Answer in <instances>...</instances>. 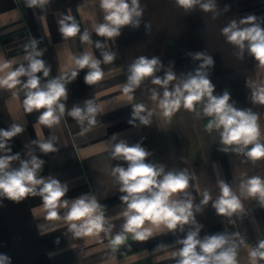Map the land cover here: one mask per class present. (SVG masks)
Instances as JSON below:
<instances>
[{
  "label": "crops",
  "instance_id": "0c3cea01",
  "mask_svg": "<svg viewBox=\"0 0 264 264\" xmlns=\"http://www.w3.org/2000/svg\"><path fill=\"white\" fill-rule=\"evenodd\" d=\"M141 5L144 15L139 28L126 26L116 40L107 41L105 50L115 51L117 58L111 64L101 65L103 79L88 86L84 82L87 69H83L68 85L66 110L58 125L52 128L39 125L36 123L39 112H24V91L20 86L14 90L0 89V129H7L12 123L25 126V131L10 142L12 154L20 153L21 159H29L35 149L34 154L45 161L40 175L68 184L65 199L94 195L106 206L105 216L112 225L113 236L122 230L121 213L125 205L119 199L122 193L112 176V168L117 164L127 167L125 162L110 156L109 146L115 142L110 139L113 134L129 145L141 143L151 152L147 162L164 164L166 170L186 169L190 175L194 174L187 189L194 197V205L200 203L204 191L215 200L220 194L217 183L220 179L239 194L242 180L252 176L264 178V159L253 163L243 155L219 150L218 132L205 130L208 117L202 114L197 117L181 108L170 121L164 118L158 103L150 99L151 89L158 87L150 79L135 91L131 102L144 104L153 112L150 127L139 125V121L136 126L129 124L132 106L121 92L128 66L139 56L159 57L164 69L171 66L180 79L200 63L188 53L205 51L214 59V67L208 70L215 85L214 95L227 90L237 108H251L258 113L264 139V105H253L251 91L246 87V80L264 84V67L247 53L239 59L237 50L221 35V29L230 20L249 15H255L264 27V0H217L219 15L215 19L212 13L198 6L185 11L177 7L174 0H141ZM226 5L229 6L227 12L224 11ZM69 12L80 22L81 30L92 31L95 24L103 22L99 0H51L44 9L28 8L25 0H0V63L20 61L23 45L30 38L40 41L38 47L46 49L42 58L51 66L48 79L77 70L73 58L85 51L102 59L100 50L94 44H82L79 35L63 40L57 22ZM145 24L151 25L150 31ZM92 39L104 40L95 33ZM164 69L157 75L163 76ZM160 91L162 93V89ZM85 99H94L100 112L97 124L81 134V126L67 115V110L74 104L83 107ZM37 138H54L59 151L41 153L30 144ZM18 163L14 161L13 166ZM241 200L243 213L230 218L217 215L212 202L195 217L203 226L201 238L223 232L239 233L245 243L239 248L238 261L249 264V249L264 237V208L253 198L241 197ZM66 211L61 209L59 219L49 220L38 196L20 203L3 199L0 201V254L10 257L12 264H175L172 252L180 247L176 241L191 230V226H185L183 232H161L144 242L135 241L132 234H126L125 243L114 252L110 238L103 233L100 238L73 237L68 231L69 222L64 219Z\"/></svg>",
  "mask_w": 264,
  "mask_h": 264
},
{
  "label": "clouds",
  "instance_id": "9594fccd",
  "mask_svg": "<svg viewBox=\"0 0 264 264\" xmlns=\"http://www.w3.org/2000/svg\"><path fill=\"white\" fill-rule=\"evenodd\" d=\"M50 3L51 0H25L28 8L44 9ZM174 3L185 11L198 6L202 11L212 13L213 19L219 15L217 0H174ZM99 8L103 12V22L95 24L92 31L88 28L81 30L80 22L70 12L58 20L57 28L63 40L79 35L82 44H94L100 50L102 59L85 51L73 58L77 70L48 79L51 66L42 58L46 49L38 47L40 41L30 38L23 45L24 54L20 61L5 60L0 63V89L14 90L20 86L24 91V112H39L37 124L52 128L60 123L66 110L68 85L83 69H87L84 76L86 85L92 86L101 81L104 77L101 65L111 64L117 58L115 51L105 50L107 41L116 40L126 26L139 28L144 15L141 0H99ZM228 10L226 5L224 11ZM145 28L150 31L151 25L145 24ZM93 33L104 40L93 41ZM221 35L237 50L239 59L247 53L264 67V27L255 15L230 20L221 29ZM188 55L200 63L194 70L182 74L180 79L171 66L164 69L156 56H139L128 66L121 92L132 106L129 124L136 126V121H139L141 126H151L153 112L144 104L131 103L135 91L150 79L153 85L158 86L151 89L150 99L158 103L164 118L170 121L181 108L195 113L197 117L202 114L209 118L205 130L209 133L216 131L220 136V151L243 155L253 163L264 159L259 114L251 108H237L227 90L221 95H214L215 85L208 71L214 67L211 55H206L205 51ZM13 64L17 66L13 67ZM162 69L164 75H157ZM40 73L42 76L38 75ZM173 81L176 83L172 84ZM246 87L251 91V103L264 105V84L257 85L246 80ZM12 94L16 95L15 92ZM99 112L94 99H85L83 107L74 104L67 110V115L81 126L83 134L97 124ZM33 127L35 129V124ZM24 131L25 126L19 123L0 129V201L7 199L20 203L28 197L38 196L47 212V219H59L60 210L66 209L64 219L69 222L68 231L73 237L100 238L103 233L104 237L110 238L114 252L125 243L126 234H132L135 241L144 242L161 232H183L185 226H191L186 236L176 241L180 247L172 252L175 264H239V248L245 243L240 234L223 232L201 238L203 226L197 223L195 214L212 202L217 215L230 218L243 213L241 197L253 198L264 208V178L252 176L242 180L239 194L228 182L220 179L217 181L219 196L213 200L211 194L204 191L200 203L194 205V197L187 191L194 174L190 175L186 169L166 170L164 164L147 162L151 152L141 143L129 145L113 134L110 139L115 142L109 146L110 156L127 164V167L117 164L112 168V176L122 193L119 199L125 205L121 213L124 218L122 230L113 236L112 225L105 216L106 206L94 195L89 193L65 199L68 184L58 178L40 175L45 161L34 154L35 149L29 159H21L20 153L12 154L10 142ZM30 144L45 155L59 151L54 138H37ZM14 161L19 162L18 166H13ZM146 223L149 226H145ZM248 259L249 264H264V237L249 249ZM0 264H12L11 258L0 254Z\"/></svg>",
  "mask_w": 264,
  "mask_h": 264
}]
</instances>
